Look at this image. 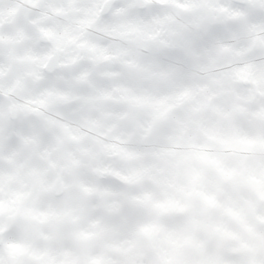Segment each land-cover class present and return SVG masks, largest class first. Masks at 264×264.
I'll use <instances>...</instances> for the list:
<instances>
[{"label":"snow or ice","instance_id":"obj_1","mask_svg":"<svg viewBox=\"0 0 264 264\" xmlns=\"http://www.w3.org/2000/svg\"><path fill=\"white\" fill-rule=\"evenodd\" d=\"M0 264H264V0H0Z\"/></svg>","mask_w":264,"mask_h":264}]
</instances>
